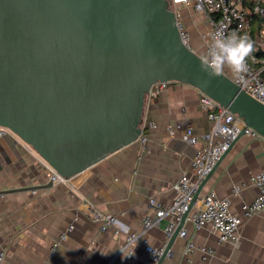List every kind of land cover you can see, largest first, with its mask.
Returning <instances> with one entry per match:
<instances>
[{
  "label": "water",
  "instance_id": "obj_1",
  "mask_svg": "<svg viewBox=\"0 0 264 264\" xmlns=\"http://www.w3.org/2000/svg\"><path fill=\"white\" fill-rule=\"evenodd\" d=\"M200 57L182 42L168 0H0V126L73 178L138 141L152 85L178 82L264 139V105L225 73L207 76Z\"/></svg>",
  "mask_w": 264,
  "mask_h": 264
},
{
  "label": "crops",
  "instance_id": "obj_2",
  "mask_svg": "<svg viewBox=\"0 0 264 264\" xmlns=\"http://www.w3.org/2000/svg\"><path fill=\"white\" fill-rule=\"evenodd\" d=\"M181 12L191 49L201 56L211 34L207 18L192 7H181ZM200 94L192 86L173 82L166 91L147 97L142 124L147 142L139 138L109 155L73 177L71 186L52 182L48 163L22 140L0 139L1 264H143L145 245L166 246L170 217L158 220L149 199L169 207L179 178L187 172L194 179L196 152L219 141L209 137L214 124L200 105ZM189 128L197 138L194 145L186 140ZM263 168L264 139L244 134L195 201L182 229L186 237L178 236L162 264H264V210L243 219L237 245L220 243L211 226L198 230L191 221L210 190L228 198L231 212L241 216L243 207L258 196L251 179ZM236 186H243L239 194L234 193ZM86 202L115 216L118 224L102 232ZM148 216L155 224L137 241L135 254L122 258L119 249L127 234L141 233ZM70 225L73 231L61 241ZM55 243L60 244L53 254ZM189 243L212 248L215 254L205 257L198 249L186 253Z\"/></svg>",
  "mask_w": 264,
  "mask_h": 264
},
{
  "label": "built area",
  "instance_id": "obj_3",
  "mask_svg": "<svg viewBox=\"0 0 264 264\" xmlns=\"http://www.w3.org/2000/svg\"><path fill=\"white\" fill-rule=\"evenodd\" d=\"M170 9L175 12L176 24L179 29L182 42L191 48V34L186 28L181 7H192L195 11L203 13L211 27V36L217 31H223L225 34L235 33L241 36H247L253 43L252 54L247 58V70L241 78L233 76L232 72L225 69L224 73L234 81L242 90L251 97L264 105V0H168ZM210 38L205 42V47L210 43ZM173 82H157L152 85L147 97L156 96L168 89ZM200 105L202 109L209 113L213 121V128L209 137L218 138L219 141L214 145L200 148L193 159L194 179L185 172L175 185L176 197L169 207H163L155 198L149 199L150 209L156 212V218L163 219L170 217L166 227L167 237L173 234L178 227L183 215L189 209L198 192L200 185L205 178L212 172L224 154L231 148L232 144L238 139L242 132L258 137L253 129L246 126L244 121L236 114L230 112L227 108L221 106L215 100L206 94H200ZM141 128L143 129L142 125ZM7 136H13L20 139L12 130L0 126V139ZM143 144L147 139L140 137ZM21 140V139H20ZM187 142L196 144L197 138L193 136L192 129L187 130ZM50 180L54 183L71 186L73 178H66L55 171L49 164ZM252 183L258 189V196L243 207L241 216L235 215L230 210V200L228 198H219L214 190L202 198V204L199 209L194 211L191 221L196 229L205 226H211L218 234L220 243H229L237 245L239 236V227L245 218H250L264 210V168L251 179ZM244 186V185H243ZM243 186H236L234 193L239 194ZM85 207L89 210L93 221L101 224V231L105 232L109 227L118 224L115 216L102 214L96 210L91 202H86ZM155 224L152 217H146L141 233L127 234L124 248L129 250V244L141 236ZM74 226L70 225L66 232L62 234L61 241H65L73 231ZM187 232L181 230L180 236L186 237ZM60 243H55L52 252L58 249ZM166 246L154 248L145 245L146 258L143 264H159ZM194 249L200 250L205 257L215 254L212 248L197 247L189 243L186 253ZM4 253L0 254V264L3 262Z\"/></svg>",
  "mask_w": 264,
  "mask_h": 264
},
{
  "label": "clouds",
  "instance_id": "obj_4",
  "mask_svg": "<svg viewBox=\"0 0 264 264\" xmlns=\"http://www.w3.org/2000/svg\"><path fill=\"white\" fill-rule=\"evenodd\" d=\"M253 49V43L247 36L217 31L211 36L210 43L200 57L201 70L207 76L215 77L222 75L225 69H228L234 77L241 78L247 70V58L252 54ZM136 243L137 239L129 244L131 251L125 248L119 249L122 258L135 254Z\"/></svg>",
  "mask_w": 264,
  "mask_h": 264
}]
</instances>
